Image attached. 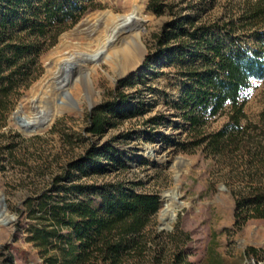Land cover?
Wrapping results in <instances>:
<instances>
[{
  "label": "rangeland",
  "instance_id": "1",
  "mask_svg": "<svg viewBox=\"0 0 264 264\" xmlns=\"http://www.w3.org/2000/svg\"><path fill=\"white\" fill-rule=\"evenodd\" d=\"M96 1L97 8L61 33L57 42L42 53L40 76L23 90L5 118L0 113V197L3 196L8 210L7 223L0 222V264L10 256L13 264H41L37 248L27 239L26 230L32 221L26 200L48 187L67 163L80 158L93 144L106 142L124 152L129 167L104 166L99 173L83 176L81 181L97 180L100 184L128 178L136 183L135 190L158 194L160 207L139 234L105 233L98 246L91 250L88 264H169L173 252L181 245L194 264H264L261 253L256 255L251 250H264V220L254 218L242 226L235 224L233 185L227 178L231 167L200 148L193 152L175 150L172 142L161 141L156 134L160 131L170 137L169 140H173L172 136L182 140L186 133L181 132L178 124L182 120L171 108L178 95L175 68L164 60L146 64L153 35L174 17V13L199 14L203 20L222 22L232 13H240L243 0H161L167 5L161 13L149 7L150 0H140L142 11L134 28L141 32L139 39L129 44L126 38L131 40L128 38L130 30L123 29L116 45L126 46L137 54L138 62L131 67L141 63L143 49L145 58L140 69L124 78H119L121 70L113 65L110 56L104 58L102 53L93 59L88 55L98 48L95 38L99 31L107 32L102 17L131 12L135 0ZM86 17L77 31L87 27L89 22L96 24L90 29V35L83 34L84 42H89V46L83 47L86 55L79 56L83 60L72 69L70 80L61 86L56 62L83 46L77 32L63 34L73 30ZM97 17L102 22L97 21ZM127 79V84L120 83ZM63 90L69 92L70 99L62 96ZM119 92L130 95L129 108L143 101L141 112L119 119L115 127L101 135L87 131L91 111L114 100ZM242 95L246 98L248 114L243 123H264L261 118L264 77L253 78ZM58 96L67 102L62 105L64 112L50 117L44 126L26 132L18 124H10L9 118L21 101L28 117L41 125L48 111L59 105ZM35 98L38 109L44 110V114L39 115L31 108ZM160 113L167 115L166 122L157 127L147 122ZM225 120V115L218 117L209 129L220 127ZM174 193H178L171 210L175 216L164 217L165 204L173 201ZM121 242H124V249Z\"/></svg>",
  "mask_w": 264,
  "mask_h": 264
},
{
  "label": "trees",
  "instance_id": "2",
  "mask_svg": "<svg viewBox=\"0 0 264 264\" xmlns=\"http://www.w3.org/2000/svg\"><path fill=\"white\" fill-rule=\"evenodd\" d=\"M165 6L161 0L149 2L156 13ZM97 7L96 0H0V113L4 118L42 73V53ZM161 60L176 70L178 95L171 108L181 118L178 126L186 134L182 140L175 136L169 140L160 131L156 134L161 141L172 142L175 150L200 148L227 163L235 224L264 220V123H243L248 114L242 95L253 78L264 77V0H243L240 13L222 22L203 20L199 14L174 13L153 35L146 64ZM129 97L119 92L114 100L94 108L87 131L101 135L119 119L141 112L144 102L129 108ZM222 115L224 123L210 130V124ZM167 118L160 113L147 122L157 127ZM261 118L264 121V112ZM104 166L127 168L129 164L113 144L95 143L67 163L48 187L26 200L32 221L27 239L37 248L41 264H88L91 250L105 233L139 234L159 210L160 196L135 190L136 183L128 178L100 184L81 181ZM120 246L124 249V242ZM251 250L264 258V250ZM3 264H13L12 257ZM169 264L194 263L181 245Z\"/></svg>",
  "mask_w": 264,
  "mask_h": 264
},
{
  "label": "bare ground",
  "instance_id": "3",
  "mask_svg": "<svg viewBox=\"0 0 264 264\" xmlns=\"http://www.w3.org/2000/svg\"><path fill=\"white\" fill-rule=\"evenodd\" d=\"M141 11H142L141 1L135 0L134 8L131 12L119 16H113L111 14H108L102 17L103 19L102 21L106 23V28L108 27L107 32L104 34L99 31V35L95 38V40L98 41L97 42L98 48L94 51L91 50L90 51L91 53H89L88 56H91L93 59L97 58L102 53L104 58L110 56L113 65L117 68V70H121L120 75L123 74L127 69L131 68L132 65H135L138 62L137 54L133 50L127 48L126 46H117L116 43L120 35V32L123 29H126L128 31L130 30L128 38H130L131 40L126 38L129 44L132 45L134 41L136 42L139 39L141 32L139 30H135L134 28L137 27L138 25L139 22L138 19L141 14ZM97 21L102 22L101 19H99L98 17H97ZM87 25H88L87 27H80L78 31L77 29L75 30V32H77L76 33L77 38L81 40L79 43H81L83 46L80 47L79 49H73L72 52H69V56H67L66 58L64 57L62 60L56 62V66H57L56 74H60L62 70L61 67L63 65L69 66V63L72 61L78 63L79 61L83 60L79 56L84 54L83 47L89 46V42H84L83 39L85 38V36L83 34L87 33L86 35L88 34L90 35L89 33L90 29L96 24H92L91 22H89ZM62 105L63 104L54 105V109L61 108L60 110L64 111L62 110L63 108ZM177 197H178V193H174L172 195L173 201L171 203L166 202L165 208L162 213L164 217L171 214L172 212L171 210H173L172 209L173 202L177 199ZM6 215L8 216V210H5L4 215L0 217V221L5 219Z\"/></svg>",
  "mask_w": 264,
  "mask_h": 264
},
{
  "label": "water",
  "instance_id": "4",
  "mask_svg": "<svg viewBox=\"0 0 264 264\" xmlns=\"http://www.w3.org/2000/svg\"><path fill=\"white\" fill-rule=\"evenodd\" d=\"M87 20V17L86 19H84L82 22H80L78 25H76V27L69 31V32H66L63 34V36H67L69 34H73L75 32V30L78 28V26H80L83 22H85ZM143 57H142V61L141 63H139L136 67H131L129 69H127L123 74L119 75V78H124V77H127L131 74H133L134 72H136L138 69L141 68V64L144 62V58H145V52H144V49H143ZM77 66V63L76 62H70L69 63V66H62V70L60 72L59 75H61V79H58V83H60L61 86H64L65 83L63 82H68L70 80V75H71V72H72V69ZM62 96L67 98V99H70L71 98V95L69 94V92H67L66 90H63L62 92ZM56 101L58 104H67V102H65L63 99H61L59 96L56 98ZM32 109L37 111L39 115L41 114H44V110H40L38 109V99L35 98L32 100ZM61 112H64V111H61L59 109H50L47 113V116L44 117L42 120V123L41 125L38 123V121H36L35 119H31L28 117V115L25 113L24 111V105L23 103L20 101L16 107V109L12 112V115L10 116L9 118V122L10 124L12 122L18 124L20 126V128H22L24 131L26 132H30V131H34L35 129H37L38 127L40 126H44L46 124V122L49 121L50 117L54 116L56 113H61ZM6 210V204L4 202V198L3 196L0 197V217L4 215V212ZM171 216L174 217L175 214L171 212ZM0 222L2 223H7V220L6 219H3L1 220Z\"/></svg>",
  "mask_w": 264,
  "mask_h": 264
}]
</instances>
